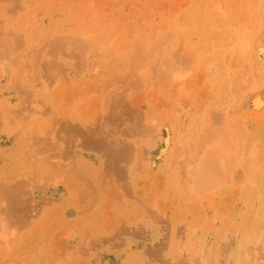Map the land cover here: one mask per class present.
Segmentation results:
<instances>
[{
	"label": "rangeland",
	"instance_id": "obj_1",
	"mask_svg": "<svg viewBox=\"0 0 264 264\" xmlns=\"http://www.w3.org/2000/svg\"><path fill=\"white\" fill-rule=\"evenodd\" d=\"M211 132L222 178L191 192ZM249 263L264 0H0V264Z\"/></svg>",
	"mask_w": 264,
	"mask_h": 264
},
{
	"label": "bare ground",
	"instance_id": "obj_2",
	"mask_svg": "<svg viewBox=\"0 0 264 264\" xmlns=\"http://www.w3.org/2000/svg\"><path fill=\"white\" fill-rule=\"evenodd\" d=\"M260 43V41L258 42ZM258 46V44H257ZM259 47V46H258ZM256 48V55L255 57L258 58L259 52L261 51L260 48ZM262 47V46H261ZM55 49V48H53ZM243 53H245V50L243 49ZM246 55V54H245ZM244 55V56H245ZM254 56V55H253ZM255 58V59H256ZM246 58H244L245 60ZM248 59V58H247ZM242 62V61H241ZM244 62V61H243ZM243 65V64H242ZM248 65V64H246ZM250 65V64H249ZM177 69V68H176ZM175 73V72H174ZM180 73V72H179ZM181 75V74H180ZM185 75V74H184ZM261 76V75H260ZM243 77V76H242ZM262 79V78H261ZM261 81V80H259ZM260 86V85H259ZM248 87V86H247ZM249 90V88H248ZM258 96V95H255ZM253 97L254 104L260 105V101L257 99L258 97ZM252 100V101H253ZM260 103V104H259ZM253 109V108H252ZM210 115V114H208ZM215 115V114H214ZM211 116V115H210ZM225 117V116H224ZM206 122V121H205ZM208 122V121H207ZM223 123V122H222ZM224 124V123H223ZM161 127V126H160ZM159 127V128H160ZM245 127V126H244ZM243 128V127H242ZM159 131V130H158ZM205 131V130H203ZM207 131V130H206ZM244 131V130H243ZM216 132V131H215ZM209 133V132H208ZM202 135V134H201ZM210 135V134H209ZM204 137V136H203ZM206 138V139H205ZM226 138V137H225ZM224 138V135L214 134L211 132V135L208 137H204V140L201 141L200 144L194 146L193 148H190L187 152V159L185 163L186 173H185V181H187V187L191 189V192L195 193H201L205 190L211 189L218 184L219 181H221L222 178V168H223V162H222V153L224 152L223 147L226 148V146H223V142L226 140ZM199 141V140H198ZM242 141V140H241ZM181 142V141H180ZM203 142V143H202ZM226 142V141H225ZM225 144V143H224ZM227 144V143H226ZM228 145V144H227ZM178 146V145H177ZM249 146V145H248ZM176 147V146H175ZM180 146H178L179 148ZM233 148V146H232ZM227 149V148H226ZM249 149V148H248ZM180 150V149H179ZM185 150V149H184ZM177 151V150H176ZM242 151V150H241ZM185 153V152H184ZM183 153V154H184ZM248 153V151L246 152ZM173 154V153H172ZM226 155V154H225ZM224 155V156H225ZM247 156V155H246ZM241 157V156H240ZM242 158V157H241ZM249 160V158H247ZM251 159V158H250ZM247 160V163L249 164ZM250 161V160H249ZM151 163V162H150ZM251 163V162H250ZM149 164V163H148ZM249 166V165H248ZM245 168V167H244ZM244 173V172H243ZM231 174V173H230ZM230 180V179H229ZM203 194V193H202ZM189 195V194H188ZM227 244V243H226ZM204 244L202 243L201 246ZM206 245V244H205ZM257 245V244H256ZM200 246V247H201ZM225 250V249H224ZM248 250V249H247ZM252 251V250H251ZM246 252V251H245ZM250 252V251H249ZM229 253V252H228ZM227 255V254H226ZM256 255V254H255ZM245 257V256H244ZM256 257V256H255ZM254 259V258H253ZM252 259V260H253ZM258 261V260H257ZM246 262V261H245ZM254 262V261H253ZM250 264V263H249Z\"/></svg>",
	"mask_w": 264,
	"mask_h": 264
}]
</instances>
